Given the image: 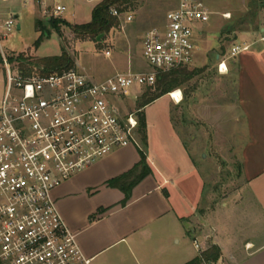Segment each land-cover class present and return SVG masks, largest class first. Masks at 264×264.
<instances>
[{
  "label": "built area",
  "instance_id": "obj_1",
  "mask_svg": "<svg viewBox=\"0 0 264 264\" xmlns=\"http://www.w3.org/2000/svg\"><path fill=\"white\" fill-rule=\"evenodd\" d=\"M50 1L25 0L24 5L42 6L45 15L66 10L48 6ZM111 14L120 19L123 13L112 8ZM211 15L204 0H175L166 24L143 38V58L151 71L117 73L101 82L74 68L49 74L12 69L2 41L16 24L9 18L0 26L7 72L0 100V264H92L65 222L55 193L110 155L139 145V117L121 108L127 92L154 88L159 75L193 65L197 27ZM223 17L231 19L230 14ZM249 48L234 45L228 55H218V73L228 74V60ZM179 92L177 104L184 100ZM194 244L202 250L198 241Z\"/></svg>",
  "mask_w": 264,
  "mask_h": 264
},
{
  "label": "crops",
  "instance_id": "obj_2",
  "mask_svg": "<svg viewBox=\"0 0 264 264\" xmlns=\"http://www.w3.org/2000/svg\"><path fill=\"white\" fill-rule=\"evenodd\" d=\"M252 9L237 18L236 28L239 21L248 20ZM256 9L248 23L257 22L259 27L240 32L249 36L243 44L250 48L229 62L228 74L220 75L234 74L236 98L232 106L218 108L225 114L219 117L218 133L223 138L234 136L232 143L221 140L216 144L220 151L229 145L240 150L241 188L222 191L220 206L212 208L208 189L212 175L207 177L199 168L181 139L162 150L160 143L156 146L160 137L146 122L145 141L110 155L55 193L65 222L92 264H186L200 255L195 241L202 248L216 245L221 249L216 264H264V19L261 7ZM225 14L231 19H225ZM222 18L231 21L234 15L226 11ZM200 110L211 127L216 106L205 103ZM141 152L150 173L130 189L122 205L126 194L109 182L130 171L128 181L136 180L142 172ZM231 215L235 218L229 221Z\"/></svg>",
  "mask_w": 264,
  "mask_h": 264
},
{
  "label": "rangeland",
  "instance_id": "obj_3",
  "mask_svg": "<svg viewBox=\"0 0 264 264\" xmlns=\"http://www.w3.org/2000/svg\"><path fill=\"white\" fill-rule=\"evenodd\" d=\"M24 1L11 0L0 3V26L9 18L14 19L16 24L11 35L2 41L9 62L10 58L18 59L24 56L28 59L27 64L31 66L32 71H35L40 70L38 62L41 59L60 56L67 51L75 62L74 69L96 82H101L117 73L150 72V66L143 58V38L149 30L162 28L166 24L168 13L175 7V0H133L127 11L118 19L119 24L115 29L101 41H92L78 39L73 30L62 22L57 23V28H54L52 24L58 20L72 25L88 24L92 22L95 7L104 0L102 2L95 0H51L48 2V6L51 7L55 5L65 7L66 10L60 16H54L52 12L45 15L42 6L39 5L29 4L25 7ZM204 2L213 14L208 23L197 27L196 44L199 51L195 63L172 71L173 73H163L162 75L172 74L162 77V83H156L154 88L128 91V98L122 103L121 108L124 113L135 112L138 117L144 116L146 122L155 129V134L159 135L160 139L155 143L158 147L160 143L161 150L162 146L167 147L172 145V141H177V138L181 139L199 168L207 177L212 175L208 189L212 191L211 200L212 208H214L220 206L222 191L231 192L241 188L243 174L240 150L231 149L229 145L228 148L220 151V147L216 144L221 140L233 142L234 135H224V138L220 136L218 121L220 115L224 114H221L219 110L232 106L236 96L234 74L220 76L216 70L218 61L215 56L216 54L228 55L234 45H243V42L249 40L247 34L240 32H251L255 27H259L257 22L250 25L248 22H251L250 19L257 13V5L261 7L260 16L264 19V0H204ZM250 8L253 9L248 20L239 21L236 28L237 18ZM226 11L234 15L233 20L222 18V13ZM128 16L133 17L131 22H127ZM38 23H41L44 30L49 33L39 46L36 45L39 38ZM199 31L203 33L199 34ZM106 51L110 52V56H106ZM235 58L229 59L228 65ZM11 68L21 69L18 62H11ZM158 79L159 76L157 82ZM164 82H170V92L142 108L147 92L159 93ZM6 83L7 72L0 57V100ZM177 90H181L184 95V101L180 104H176L170 97V94ZM205 103L216 106L210 118L211 127L207 126L208 119L202 115V111H198L199 107L202 108ZM233 130L234 127H228V131ZM138 141L142 143L141 133L138 134ZM144 149L147 153V148ZM167 154L168 150L165 148L163 159H167ZM234 218V215L228 217L229 221ZM228 219L225 218L227 223ZM237 232L241 234L244 231ZM246 234L250 236V231ZM207 248L209 246L202 248L199 254Z\"/></svg>",
  "mask_w": 264,
  "mask_h": 264
},
{
  "label": "trees",
  "instance_id": "obj_4",
  "mask_svg": "<svg viewBox=\"0 0 264 264\" xmlns=\"http://www.w3.org/2000/svg\"><path fill=\"white\" fill-rule=\"evenodd\" d=\"M132 1L133 0H104L102 3H99L95 7L93 11L92 22L88 24L72 25L66 21L58 20L57 22L54 21L52 25L54 28H57V23L62 22L67 25L71 30H73L72 32L78 39L94 41L97 40L100 36L104 37L108 35L119 24L118 19L111 14L112 8L118 9L120 13H125L127 11L128 6L131 5ZM37 28V32L40 35L36 42V45L39 46V44L44 40V38L49 36V33L44 30L41 23H38ZM10 62H18L20 64L21 70L27 74H30L32 72L31 66L27 64L29 61L28 59L24 58V56H20L18 57V59L10 58ZM38 63V66L40 67V70H42L43 74L66 71L73 69L75 66L74 60L67 51H64L63 54L60 56L43 58ZM169 74H161L162 76L159 75L157 83H162V77H166ZM163 85L164 86L159 89V93L157 94H154L151 91L147 92V94L145 95L146 99L144 104L142 105V108H145L149 104L154 103L155 101L170 92V82H164ZM139 123V133L142 134V141H145L146 120L143 115L139 117ZM139 166H142V172L136 178V180L132 182L128 181L133 173V171H130L109 182L110 186H121V189L126 194L127 197L125 201L122 202V205H125L127 203V200L129 199L128 192L130 191V189L150 173V170L146 165V156L143 152H141V163L139 164ZM220 257L221 249L216 245H211L209 246V248H207V250L203 251L196 259L186 264H216L219 261Z\"/></svg>",
  "mask_w": 264,
  "mask_h": 264
},
{
  "label": "bare ground",
  "instance_id": "obj_5",
  "mask_svg": "<svg viewBox=\"0 0 264 264\" xmlns=\"http://www.w3.org/2000/svg\"><path fill=\"white\" fill-rule=\"evenodd\" d=\"M175 103L181 100V93L179 91L173 92V96H170Z\"/></svg>",
  "mask_w": 264,
  "mask_h": 264
},
{
  "label": "water",
  "instance_id": "obj_6",
  "mask_svg": "<svg viewBox=\"0 0 264 264\" xmlns=\"http://www.w3.org/2000/svg\"><path fill=\"white\" fill-rule=\"evenodd\" d=\"M19 29H20V26L18 27ZM103 38V36H100V37H98V41H101V39Z\"/></svg>",
  "mask_w": 264,
  "mask_h": 264
}]
</instances>
